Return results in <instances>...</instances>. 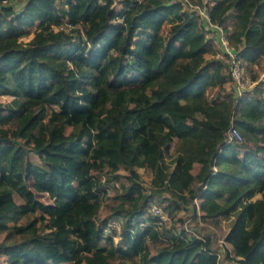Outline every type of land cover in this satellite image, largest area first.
<instances>
[{"label": "trees", "instance_id": "1", "mask_svg": "<svg viewBox=\"0 0 264 264\" xmlns=\"http://www.w3.org/2000/svg\"><path fill=\"white\" fill-rule=\"evenodd\" d=\"M17 1L0 7V232L21 238L0 241V264H220L207 239L172 233L150 211L173 216L194 198L199 218L234 214L225 240L240 264H264V90L236 95L229 55L202 15L180 0ZM193 3L257 62L264 0ZM231 124L256 148L240 156ZM174 138L171 170L164 150ZM215 157L230 170L213 173ZM137 168L170 195L147 192ZM122 170L132 181L114 192L117 214L102 217Z\"/></svg>", "mask_w": 264, "mask_h": 264}, {"label": "rangeland", "instance_id": "2", "mask_svg": "<svg viewBox=\"0 0 264 264\" xmlns=\"http://www.w3.org/2000/svg\"><path fill=\"white\" fill-rule=\"evenodd\" d=\"M192 3L196 0H190ZM23 0H18L16 3V7L19 9L21 6V3ZM194 4V3H193ZM186 7V6H185ZM36 29V25L28 28L30 31V35L27 37H24V40H29L33 36V31ZM170 29L169 24H165L162 28V32L164 35H167ZM259 59L256 63H248L246 62V65L251 71L252 77L255 80L253 87L254 89L264 90V42L261 44V51L259 55ZM210 54H205L202 58V61L210 58ZM256 84V85H255ZM230 85L226 86L225 88H215L214 91L211 93V95H217V93H228V88ZM253 87H251L253 89ZM3 101H8L9 97L3 96ZM67 132H70L72 130L71 126H67L66 128ZM177 139L174 138L172 141H170L168 148H165L164 150V159L169 164L170 169L172 170L174 165L176 164V157L178 156V151L175 150L174 145L176 143ZM234 146V145H233ZM240 156H243V154L246 151H250L256 148V142L254 138L250 137L248 138L247 135L244 134V140L242 143H236L234 147ZM221 152V149L218 151V153ZM32 159H38V156L34 153H31ZM214 163L212 165L213 173H216L218 170H224L229 171L232 167L231 164L227 163H216L217 158L215 157ZM137 171L139 172V177L135 180L139 183H141L142 187L149 193L158 192L160 190V196L161 198L168 197L170 195L168 184L161 186L160 189L157 190V188H154V184L152 182V179L154 177V173L150 168H137ZM123 176L119 182L116 183V188L114 189L113 184L110 185V192L109 195L112 197L104 202V206L101 209L100 215L102 217L111 216L117 214L118 207V197L114 195V192L116 190L123 189L121 187L122 184L129 185V183L132 181L133 178L131 172H127L125 170H122ZM135 178V177H134ZM29 184L32 186L33 181L29 179ZM203 183L199 181H195L192 184V187L194 188H202ZM156 189V190H155ZM121 193V191L119 192ZM158 194V193H157ZM38 197L45 201V202H52L50 197L47 193H37ZM114 195V196H113ZM262 194L260 192H255L254 195L251 197V200H256L258 198H261ZM16 200L21 201V198L16 195ZM196 199L194 198L193 201L189 202L186 207L180 211H176V213L173 214V216H168L165 224L168 225L167 227L173 228L172 233L181 234L185 231L187 232H196L199 234L200 238L207 239L208 243L210 244V247H212V250L218 254V260L220 261V264H240L239 263V256H233L230 248L228 247L227 241L225 240V236L229 232L235 216L234 214H230L229 216H201L199 218V210L196 212V207L194 206V202ZM199 201V199H198ZM162 202V201H161ZM163 206L166 205L165 202H162ZM30 217H22L21 220L26 221ZM21 238L20 235L17 234H10L8 231L0 232V241L5 240L7 243H11L13 241H17ZM118 240V238H117ZM103 247L107 245L105 241L100 243ZM123 259H121L118 255H115L111 258L112 263H118L121 262ZM0 261L5 263L6 257L0 253ZM66 264V263H62Z\"/></svg>", "mask_w": 264, "mask_h": 264}, {"label": "built area", "instance_id": "3", "mask_svg": "<svg viewBox=\"0 0 264 264\" xmlns=\"http://www.w3.org/2000/svg\"><path fill=\"white\" fill-rule=\"evenodd\" d=\"M186 8L189 10H196L205 20V24L208 28L212 30V34L215 37L216 42L219 44L221 49L228 53L229 58L228 61L230 63V72L233 78L232 87L236 95H241L244 91L250 89L254 85V81L252 79L251 73L246 65V62L242 59L240 53L233 47L230 46L226 36L223 33V30L217 24L211 22L210 17L207 12L206 7H200L199 5L193 4L189 0H180ZM8 0L0 1V7L5 5ZM18 2V1H17ZM23 3V2H22ZM22 3L20 6H22ZM60 28H64L63 26ZM227 141L232 143H242L244 137L240 130L234 125L231 124L226 131ZM150 211L160 217V222H165L168 215L163 210L160 205L152 204L150 207ZM110 226L113 228H120L119 221H111ZM107 231H110L109 227L106 228Z\"/></svg>", "mask_w": 264, "mask_h": 264}]
</instances>
